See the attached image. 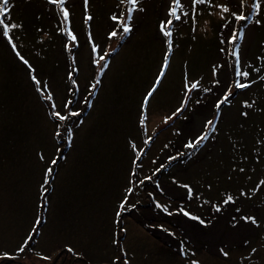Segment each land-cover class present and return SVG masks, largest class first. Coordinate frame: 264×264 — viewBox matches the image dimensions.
<instances>
[{
    "label": "rangeland",
    "instance_id": "rangeland-1",
    "mask_svg": "<svg viewBox=\"0 0 264 264\" xmlns=\"http://www.w3.org/2000/svg\"><path fill=\"white\" fill-rule=\"evenodd\" d=\"M158 1L152 0L147 12L135 14L138 19L133 21L134 34L129 39L109 41L107 33L112 22L108 17L114 10H120L117 8L119 0H93L91 11L95 19L91 22V31L95 41L102 47L111 45L115 49L110 57V70L103 78V87L93 108L83 106L80 119L84 124L76 127L78 120L73 118L74 143L71 148H65L67 160L61 161L56 169L55 183L48 196L50 207L45 214L46 223L30 242L34 251L27 256L21 254L16 261L0 260V264H31L32 261L47 264L38 260L34 253L55 258L65 243L75 245L90 264H107L108 257L116 253L111 245L114 210L127 186L134 158L129 140L145 148L143 168L138 174L142 179L160 165L170 164L169 156L185 151L183 144L187 139L213 117L214 102L225 85L235 79L233 71L228 69V62L225 64L228 68L222 65L215 77L220 84L212 88L215 92L211 93L210 99L207 97L210 93H201V103L195 106L193 102L199 94L195 93L190 109L183 117L163 123L164 117L171 115L183 98L185 64L193 78L203 77L204 87L212 86L214 78L211 73L206 76L208 69L205 68L215 63L214 56L221 51L216 38L223 30L221 44L225 56H228L230 45L227 38L236 23L233 21L220 27L213 19L221 21L225 14L215 8L210 15L208 9L198 5L196 31L193 32L190 2L182 0L188 5L189 16L174 22V44L177 47L167 79L151 102L147 122V135L153 136V142L147 146L143 144L146 135L138 124V105L153 82L165 51L158 26L165 18L167 0H163L161 9ZM223 1L239 5L238 0ZM261 3L264 4V0ZM12 4L13 20L23 22V30L15 33L19 50L40 77L52 83L57 94L56 102L62 105L67 95L66 75L72 55L76 56L81 67L78 77L80 95H87L88 84L97 70L90 64L89 29L84 24L82 0H70L69 4L71 28L79 41V47H74L72 53L65 52L66 37L58 31L62 17L58 10L55 13L49 10L51 6L46 0H12ZM254 21L246 23L245 27L244 70L250 67L248 54L260 41ZM253 55H260L257 48ZM261 60L263 67L264 59ZM217 65H221L220 62ZM233 91L232 100L237 94L242 96L224 107L218 135L191 157V162L198 161L207 169L203 174L206 186L201 188L203 184H200L198 192L193 190L192 197H189L185 188L180 186L178 189L170 181L162 183V188L170 196L186 199L184 203L191 202L192 212L188 206L186 210L206 223L202 225L180 213L171 217L154 206L153 200L159 201V196L152 183L149 189L143 185L137 187L129 199L136 207L122 218L123 226L128 228L124 243L134 257L132 264H190L191 260H198L200 264H264V186L255 194L251 192L264 179V81L242 91ZM243 101H254L253 108H243ZM242 111H248L247 118L240 115ZM47 113L48 106L36 93L26 68L7 43L0 42V251L14 254L35 222L44 170L56 154L57 146L53 139L56 125ZM41 153L43 161L38 156ZM240 168L244 172H240ZM174 170H180V167L177 165ZM194 171H189L190 175L178 171L176 178L181 185L197 181L200 176L195 177ZM157 175H161V171L153 176V181ZM241 190L248 192L251 198L240 197ZM228 193L239 199L234 204L223 205L222 200ZM205 200L209 205L210 201L220 204L221 211H214L212 217H207L209 205L204 203ZM237 207L241 209L239 215L255 216L260 226L246 227L243 231L232 228L230 220L238 215ZM182 246L194 255L182 257ZM221 247L230 253L227 259L219 253ZM254 247L259 249L258 253L251 261L244 259Z\"/></svg>",
    "mask_w": 264,
    "mask_h": 264
},
{
    "label": "snow or ice",
    "instance_id": "snow-or-ice-1",
    "mask_svg": "<svg viewBox=\"0 0 264 264\" xmlns=\"http://www.w3.org/2000/svg\"><path fill=\"white\" fill-rule=\"evenodd\" d=\"M142 2L143 0H119L117 8L120 9V11L113 12L108 17V19L112 22L111 30L107 33V39L109 41L114 39L123 40L132 34L134 28L133 21L134 19H138V17H135V14L145 11V9L140 6ZM189 2L193 20V32L196 31L195 18L197 15V5L208 4L211 7L218 8L222 14H225L222 15V19H225L227 15H230L236 21L237 25H239L242 21L250 22V15L246 14L244 11L247 0H238V12L232 11L227 2L224 4L215 5L211 3V0H189ZM92 3L93 0H82V6L84 9V24L89 29L87 33V42L90 46L91 53L90 64L97 71L88 84L87 95L81 96L80 84L78 83L81 67L78 66L79 61L77 60L76 56L72 55L71 63L68 65L69 70L67 71L66 75L68 81L67 95L61 105L56 102L57 94L52 83L49 80L41 78L40 74L37 72V69L27 58H25L24 55L21 54V51L19 50L20 45L16 42L18 37L15 35V33L23 30V22H17L13 20L11 15L14 7L12 0H0V42H6L17 60L26 68L28 77L34 86L36 93L38 94L41 101L47 104V114L56 125L53 132V139L57 144L56 154L51 158L50 163L44 170L43 182L40 185V202L37 205L38 213L35 222L23 243H21L15 250V253L13 254L8 251H0V260L16 261L19 259L21 254L27 256V253L34 251V249L30 246V242H33L35 236L40 234V229L46 223L45 214L48 212L50 207L48 196L50 195V190L55 183V176L57 175L56 169L60 167L61 161L67 160L65 148H71L72 144L74 143V133L71 128V124L74 122L73 118H77L78 120L76 127L84 124V120L80 119L84 112L83 106H86L88 109L93 108L94 101L103 87V78L110 70V57L115 52V49L112 48L111 45L102 47L100 44L96 43L95 37L91 31V22L95 19V16L91 11ZM46 4L51 6L49 9L50 11L55 13L56 10H58L59 16L62 17L61 23L58 25V31L66 37V42L64 44L65 52L72 53L74 47H79V41L77 35L71 28V12L69 7L70 0H46ZM251 10L252 14H259L262 11L261 0H252ZM165 12V18L159 22L158 26L159 33L163 37L165 46L162 62L160 63L158 71L154 76L153 82L146 89L145 94L138 105V124L146 135V138L143 140V144L145 146L153 142V136L147 135V122L149 119L151 102L155 100L156 95L159 93L160 89L163 87L164 81L167 79L173 53L177 47V45L174 44V22H179L182 20V18L188 17L189 8L188 5L182 2V0H167ZM228 23H231V21L229 20ZM255 23L259 24L260 20H256ZM37 31L42 32L43 30L37 29ZM243 39V27H234L227 38V43L231 46H234L229 49L228 54L235 58V79L229 81V83L225 85L223 91L214 102L213 117L207 119L203 123L202 127L198 129L197 132H195L192 136H190L183 144V148L189 151H181L175 156H169V163L186 155L191 158L192 156L197 155L210 141H214L215 135H218V125L223 118V109L225 106H230L232 103L231 98L234 95L233 90L248 89L251 88L253 84L257 83L256 80H249L250 72L244 70L242 67L239 41H242ZM221 51H224V49H221ZM222 67V65L212 66L211 75L214 78L212 81V86L204 87L202 84L203 78H193L188 72L187 64H185V71L183 75V98L181 99L179 106L175 108L171 115L164 117L163 123L168 124L170 121L183 117V114L190 109L192 97L195 93L207 94L212 92V88L220 84L219 79H215V77ZM253 71L259 73L261 69L255 68ZM258 80L264 81V76H258ZM195 103L199 105L201 103V98H197ZM254 103V101L251 103L248 101H243L242 107L245 109H252ZM78 104L81 105V107H77ZM240 115L244 118H247L249 113L248 111H242ZM184 119H187V117H184ZM65 125L68 126L65 127ZM128 146L132 150L134 158L131 161L132 166L128 174L127 186L124 188L123 196L119 200L114 210V217L112 220L114 230L111 237V245L116 249V253L108 257L107 264H132L134 257L133 255H130V251L125 247L124 243L128 236V228L123 226L122 218L127 212L136 207L135 204H130L129 202V199L134 194L135 189L141 185H144L146 181H151L153 176H155L161 171V169L165 167V165L162 164L156 168L151 175H146L142 179H139L138 174L143 168L142 157L146 154L145 148L138 147L137 144L132 140H129ZM164 147L167 148L168 145L165 144ZM38 156L41 161L44 160L42 153L38 154ZM153 163H155V161H153ZM233 171H235V169H233ZM239 171L244 172V169L240 168ZM229 179H231V177H229ZM180 186L187 190L189 197H192L193 188L189 184H182ZM262 186H264V179H261L257 186L251 189V192L255 194ZM208 187L211 188V185H208ZM239 195L240 197H246L249 199L251 198L249 193L243 190L240 191ZM196 198L199 199V197ZM237 199H239V197H234L232 194L228 193L222 200V204H234L236 203ZM204 203H209V201L205 200ZM156 207L161 208L168 215L173 214L172 212H169L167 206L157 203ZM213 208L217 213L221 211L220 204H214ZM240 211L241 209L237 207L236 212L238 215L233 216L230 220V226L232 228L243 231L246 227L255 226L258 228L260 226L255 216L239 215ZM178 212L185 217H189L192 220L198 221L202 225L206 223L204 219L199 216L192 215L183 207L179 208ZM262 239H264V237H262ZM247 243L248 241H245V244ZM258 251V248H252L250 253L244 257V259L251 261L252 257L257 254ZM219 253L225 259H227L230 255V253L225 251L223 247L219 248ZM34 254L38 260H43L47 262V264H90V262L85 258V254L78 250V248L71 243H65L60 248L55 258L51 255H45L40 252H35ZM180 254L184 258L194 255L187 249L183 248V246L181 247ZM31 264H36V262L32 261ZM190 264H200V262L198 260H191Z\"/></svg>",
    "mask_w": 264,
    "mask_h": 264
},
{
    "label": "trees",
    "instance_id": "trees-1",
    "mask_svg": "<svg viewBox=\"0 0 264 264\" xmlns=\"http://www.w3.org/2000/svg\"><path fill=\"white\" fill-rule=\"evenodd\" d=\"M113 1H118V0H113ZM151 2H152V0H143L142 4L140 6L143 7V8L145 7V10H146L145 12H147L148 11L147 9L150 7ZM211 3L213 5H215V4H224L226 2H224L223 0H211ZM162 4H163V0H159L158 1L159 9H161ZM251 4H252V0H247V4H246V7L244 8V11H245L246 14L250 15V22H252L253 20H255V21L256 20H260L259 24L256 23V33H257V37L259 38L260 41H259V45H256L255 47L253 46V50H251L250 53L248 54L249 59L251 60V63H250V67L247 68V71L252 73L251 74L252 76H250L251 79H249V80H256L257 83H255V84L256 85H260L263 81H259L258 80V76H264V66L262 67V60L260 59V58H264V4H262V11L259 14H252ZM228 6L234 12H238L239 11V5L238 6H234V5H231L230 3H228ZM197 7H198V5L196 6V8ZM200 7L202 9H204V10L208 9L210 12L215 9V7H211L208 4H203ZM113 12H116V10H114ZM211 14H212V12H211ZM217 20L218 21L213 19V21L216 22L217 25H219L220 27L221 26H225V25H230V24L233 23V21H235L230 15H227L226 18L221 20V21H220V19H217ZM229 20L231 21V23H228ZM246 23H249V22L242 21V22H240L239 25H237V23H235V27H237V28L243 27L244 36H245V31H246L245 30ZM221 30H222V28H221ZM133 34H134V28H133V32H132V34L130 36H132ZM222 35H223V30L221 31L219 36H217V38H216V44H217L218 48H220V49H224L222 44H221ZM130 36H128L127 39H129ZM243 41H244V39L242 41H239L241 55H242ZM231 47H234V46L230 45V48ZM255 48H257L258 53L260 55H258V56L253 55V51H254ZM228 53H229V51H228ZM227 55L228 56H225V53L223 51H220V53H217V56H214L217 59L215 61V63H211L209 66H207L205 68V69H208V72L205 71L206 76H208V74L211 73L212 66L213 65H217L218 62H220V64L223 65L225 69L228 68L225 65L228 62V64H227L229 66L228 69L232 70L233 73H234L235 58L232 57L229 54H227ZM242 58L243 57H241V62L243 61ZM259 66H260V69H261L260 74H258L257 72L253 71V69H255V68L259 67ZM255 84H253V85H255ZM242 90H244V89H241V91ZM214 92H215V89H212V92H210V94H207L208 95L207 97L210 99L212 97L211 93L214 94ZM238 96L241 97L242 95L241 94H237V96H235V98L238 97ZM197 98H201V93H199L196 96V98L194 99L193 104L195 106L197 105L195 103ZM235 98H233V100ZM173 150H175V149H173ZM187 151H189V150L185 149V152H187ZM175 155H177V154H175ZM175 155H173V156H175ZM191 159L192 158H189L186 155V156L178 158L177 160L171 161L170 164H166L165 167L163 169H161V175H159V176L157 175L155 177L154 181L151 180L153 182L147 181V185L146 184L143 185V187L145 186L147 189H149V184L152 183L154 185L153 188H154V190L156 192V195L159 196V201L155 202L153 200V198L151 196L150 197L153 200V203H154L155 207H156L157 203H159L161 205H164V206H167L169 212H172L173 213L172 215L174 216V214H176V215L179 214V212H178L179 208L183 207L186 210V206H188L189 209H190V206H193V204L191 202L189 204L188 203H184V202H186V199H183V198L178 197V196H170V194H168L167 191L162 188V183L164 185L163 181H170V182H172L171 184H173L174 187H176L178 189H181V187H180L181 183H179L180 180H177V178H176V172L182 171V173L188 174L189 171L191 172L192 170H195L192 173V174H194L195 177H197V176L198 177L200 176V177H199V179L197 181L195 180L196 182L195 181L194 182L187 181V183L191 184L193 186V188H194L193 190L197 191V192H198V188H199L200 184H203V186H201V188H204L206 186V183H205L206 179L205 180L203 179L204 178L203 174H204V172L207 171V169L203 168L202 164H199L200 162L198 163V161L191 162ZM177 165L180 167V170H174V168L177 167ZM188 175H190V174H188ZM200 178H201V181H200ZM157 185H159V186H157ZM199 193H200V191H199ZM199 193H197V194H199ZM207 204L209 205V203H207ZM214 204H217V202L210 201V205L207 206V208L209 209V213H207V217L208 216L209 217L213 216V212H214L213 205ZM191 212H192V210H191ZM173 216H171V217H173ZM241 250L245 251V249L244 250L241 249ZM246 253H247V251H246Z\"/></svg>",
    "mask_w": 264,
    "mask_h": 264
},
{
    "label": "water",
    "instance_id": "water-1",
    "mask_svg": "<svg viewBox=\"0 0 264 264\" xmlns=\"http://www.w3.org/2000/svg\"><path fill=\"white\" fill-rule=\"evenodd\" d=\"M245 41H246V37L244 38V42H243V44L246 43Z\"/></svg>",
    "mask_w": 264,
    "mask_h": 264
},
{
    "label": "flooded vegetation",
    "instance_id": "flooded-vegetation-1",
    "mask_svg": "<svg viewBox=\"0 0 264 264\" xmlns=\"http://www.w3.org/2000/svg\"><path fill=\"white\" fill-rule=\"evenodd\" d=\"M239 246H241V244H239ZM209 250V249H208Z\"/></svg>",
    "mask_w": 264,
    "mask_h": 264
},
{
    "label": "clouds",
    "instance_id": "clouds-1",
    "mask_svg": "<svg viewBox=\"0 0 264 264\" xmlns=\"http://www.w3.org/2000/svg\"><path fill=\"white\" fill-rule=\"evenodd\" d=\"M241 57H242V55H241Z\"/></svg>",
    "mask_w": 264,
    "mask_h": 264
}]
</instances>
